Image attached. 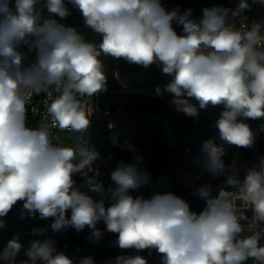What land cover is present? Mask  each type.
I'll return each instance as SVG.
<instances>
[{"label": "clouds", "instance_id": "clouds-1", "mask_svg": "<svg viewBox=\"0 0 264 264\" xmlns=\"http://www.w3.org/2000/svg\"><path fill=\"white\" fill-rule=\"evenodd\" d=\"M85 25L100 37L99 44L86 42L73 28L54 20L37 27L40 0H0V217L18 201L30 215L53 217L52 229L71 225L77 231L88 226L99 239L97 222L103 220L108 232L116 233L120 249H155L163 264H264V158L249 168L241 181L223 162L224 148L214 141L202 145V166L213 176L227 175L226 184L239 188L238 194L221 190L211 197L207 186L198 189L206 206L200 213L172 194L154 193L150 198L133 197L130 190L147 185L150 173L139 165L119 162L111 173L116 187L114 202L103 201L76 188L73 175L91 167L98 153L82 140L71 146L53 142V129L86 133L91 109L85 103L106 91V74L100 57L124 59L145 68L157 64L172 77L165 90L173 103L188 116H198L188 98L223 105L216 121L220 138L229 145L251 147L254 135L238 117H264V25L241 23L237 28L226 18L241 16L250 6L240 0L235 10L222 7L203 9V17L192 18V9L167 11L160 0H70ZM255 2V0H254ZM264 4V0H260ZM50 13L69 15L64 0H44ZM182 25L177 33L173 24ZM37 49V60L22 66L16 46L28 42ZM157 93L160 89L157 88ZM46 97L48 119L37 128L26 126L28 106L33 97ZM109 128L113 125L109 124ZM90 190L103 192L102 183L88 177ZM239 199L238 206L235 199ZM250 208L251 233L242 236L240 223L247 217L240 209ZM71 210L70 219L66 212ZM5 227L0 220V228ZM44 229H33L42 234ZM22 245L10 240L0 260L13 264ZM26 255L31 264H72L57 253L52 240H34ZM27 264V262H25ZM81 264H93L85 257ZM116 264H147L140 255H122Z\"/></svg>", "mask_w": 264, "mask_h": 264}, {"label": "trees", "instance_id": "trees-1", "mask_svg": "<svg viewBox=\"0 0 264 264\" xmlns=\"http://www.w3.org/2000/svg\"><path fill=\"white\" fill-rule=\"evenodd\" d=\"M160 2L167 11L177 8L181 11L204 5L229 8L224 0H160ZM64 3L69 10L68 16L61 18L52 13V16L48 19L36 20V26L43 25L47 20H54L58 25L75 29L86 42L99 44V35L85 25L80 10L70 0H64ZM180 26L173 24L177 33ZM34 39V36H28L26 37L28 42H25L23 47L16 48V51L22 57L23 67H28L37 60V49L31 46L30 43ZM100 59L107 75L108 87H116L114 74L118 73L124 77L130 87L155 94V96L148 93L119 95L123 105V114L127 117L129 124L125 135L115 139L112 143V150L116 157L115 164L121 161L131 164L134 162V158L139 156L141 157L139 167L143 171L150 173L151 176L150 183L138 189L130 190V195L133 197L143 195L144 198H150L154 193H172L185 200L189 204L191 211L200 213L206 206L205 200L197 194L200 187L207 186L211 197H216L222 189L230 191L236 188L226 184V174L213 176L203 168L201 163L204 158L202 145L205 141L212 140L220 146L219 141L221 138L218 128L203 114L191 117L184 111L174 109L169 105V103L175 105L173 103V94L165 90V86L169 81L158 65H151L145 68L140 65L130 64L122 58L115 59L104 55ZM132 77H145L147 81L142 86H138L130 79ZM157 88L160 89L159 94L156 91ZM188 102L196 108H200L199 101L195 98H188ZM223 107V105L212 106L209 104L206 108L221 111ZM227 147L243 155L250 163L252 162V154L248 147H238L229 144ZM97 150H101V148ZM222 159L226 169L229 172L234 170L242 181L249 168L237 170L236 166H232V158L225 151ZM167 172L171 173L170 179L164 186L157 187V184L163 180ZM69 212L71 210L66 212V217ZM18 214L21 213H15L14 215ZM35 215L41 219L38 212ZM12 216L9 211L6 216L0 218L7 222L11 221ZM46 219L51 221V217ZM53 223L51 222V225ZM40 236L41 234L34 235L35 238ZM13 238L16 237L6 234L3 241V249ZM51 240L54 241L53 231ZM18 241L22 247L15 258L21 257V264L28 263L29 257L26 252L31 245L20 239ZM62 253L72 261V264H81L83 257ZM146 253L148 256L147 264H163L161 254L155 249H151ZM117 257L118 254L115 249L102 248L94 253L92 260L93 264H116ZM245 264H253V262L248 260Z\"/></svg>", "mask_w": 264, "mask_h": 264}, {"label": "built area", "instance_id": "built-area-1", "mask_svg": "<svg viewBox=\"0 0 264 264\" xmlns=\"http://www.w3.org/2000/svg\"><path fill=\"white\" fill-rule=\"evenodd\" d=\"M228 5L229 10H235L240 0H224ZM249 8L244 10L241 16L233 17L231 12L226 18V22L230 25H235L237 28L240 27L241 23L251 26L253 23H257L255 12L261 8H264V4L260 3V0H247ZM14 4V0H12ZM37 10L39 15L36 20L48 19L52 16L44 5V0H40V3L37 5ZM264 25V24H261ZM182 32V25L179 28L178 34ZM25 45V42L20 43L16 48H21ZM157 65V64H152ZM105 72V71H104ZM106 74V72H105ZM107 77V75H106ZM114 83L116 87L107 86L106 80V91H102L98 94L93 95L90 99H86L85 103L91 109L90 127L86 133H83L85 136L98 137L113 133L117 130H121L122 133L117 138L122 137L126 133L128 119L123 114V105L119 95L129 94V93H148L152 96H155L153 93L145 92L141 89H134L130 87L127 81L118 73L114 74ZM111 85V84H110ZM161 97V95H159ZM162 98V97H161ZM46 97L41 94L39 96L33 97L32 103L28 106L29 113L32 112L35 114L34 123L31 124V128H37L39 124L43 123L45 119H48L46 116ZM174 109H179L177 106L169 103ZM198 114H205L208 111H211L209 108H197ZM223 110L219 111L222 112ZM238 121L246 123L254 135V143L251 147H248L252 154V164L249 168H253L260 163V160L264 158V117L247 120H242L238 117ZM109 124H112L113 127L109 128ZM70 132V131H61L59 129H53V137L57 138L59 133ZM116 138V139H117ZM99 155L96 160L93 161L90 168L85 169L83 173H76L73 175V180L75 182V187L81 191L86 192L87 195L93 198L94 201L100 202L103 201L105 208L111 206L114 202L112 198V191L115 189L116 185L111 180V173L117 168L118 164H115L116 157L112 150V144L109 146L101 147V150H95ZM88 177H94L98 182L103 185V192H96L90 190L86 180ZM243 181V180H242ZM154 189V188H153ZM228 192L238 194L239 188H235ZM235 203L239 206L241 201L237 198ZM24 201H18L10 210L11 215L15 213L27 214L28 212L23 208ZM241 212L247 217L246 220H241L240 223L245 227V231L242 233V236L250 235L251 233L247 230L248 225L251 223L253 218V212L250 208L240 209ZM71 217V212L67 214L68 219ZM53 217H51V222H54ZM97 229L101 230L102 236L98 240L91 236L92 229L88 226H85L84 229L77 231L73 226L67 225L62 227L60 230L53 231L54 242L58 245L60 252L70 253L75 256L81 257H91L94 253L102 248L105 249H115L118 256L127 255V256H142L146 261L148 259L147 251L151 249H145L137 251L136 249H120L117 246V235L116 233L108 232L106 225L103 220L97 222ZM6 237V234H5ZM2 236L0 235V249L3 248V243H1ZM260 244L264 245V236L260 240ZM249 261H252L249 259ZM253 262V261H252Z\"/></svg>", "mask_w": 264, "mask_h": 264}, {"label": "rangeland", "instance_id": "rangeland-1", "mask_svg": "<svg viewBox=\"0 0 264 264\" xmlns=\"http://www.w3.org/2000/svg\"><path fill=\"white\" fill-rule=\"evenodd\" d=\"M215 7L213 5H204V6H195L192 8V18L195 20H199L203 17V9L205 8H212ZM184 10H181L183 12ZM256 19L258 20V24H264V8H261L255 12ZM2 59V58H1ZM168 81H171V76L163 74ZM136 85L142 86L146 83L147 79L145 77H132L130 78ZM219 111H208L204 115L208 117L209 121L216 126V121L220 116ZM242 120H247L248 118L240 117ZM35 114L32 112L31 114H27L26 126L31 128V124L34 123ZM122 131L117 130L113 133H109L106 135L98 136V137H87L83 133H74V132H64L59 133L57 138H52L54 143L63 145V146H71L81 140L84 143H87L90 147L94 150L109 146L113 143V141L121 135ZM219 133V129H218ZM220 135V133H219ZM220 146L224 148V151L228 154L230 158L233 160L232 166H236L237 170L246 169L250 165V161L246 159L243 155L238 154L231 148L227 147V143L220 139L219 141ZM264 146V143H262ZM171 173L167 172L163 180L161 181V185L170 179ZM0 220H3L0 218ZM4 221V220H3ZM5 227L0 228V235L2 236L1 243L4 241L5 234L12 235V237H16L23 242L31 245L32 241L39 240H51V233H52V225L49 219L41 220L36 215L30 214H18L13 215L11 221H4ZM35 226V227H34ZM44 229L45 231L41 234L40 237L35 238L33 229ZM56 251L59 253L58 246L55 243ZM3 248L0 249V252H3ZM85 258V257H84ZM42 261H37V264H42ZM0 264H9V262L0 260ZM13 264H21V257L14 258ZM27 264H31V260L29 259Z\"/></svg>", "mask_w": 264, "mask_h": 264}, {"label": "crops", "instance_id": "crops-1", "mask_svg": "<svg viewBox=\"0 0 264 264\" xmlns=\"http://www.w3.org/2000/svg\"><path fill=\"white\" fill-rule=\"evenodd\" d=\"M128 124H129V121H128ZM127 127H128V125H127ZM126 130H127V129H126ZM252 161H253V160H252ZM251 164H252V162L250 163V165H251ZM250 165L248 166V168L250 167ZM248 168H246V169H248ZM166 183H167V181L161 185V181H160V182L157 184V187L164 186Z\"/></svg>", "mask_w": 264, "mask_h": 264}]
</instances>
